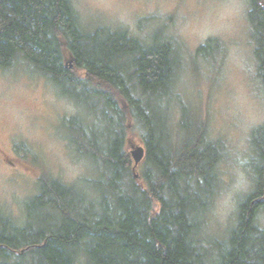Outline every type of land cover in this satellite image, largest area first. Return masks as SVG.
Masks as SVG:
<instances>
[{
	"label": "trees",
	"instance_id": "trees-1",
	"mask_svg": "<svg viewBox=\"0 0 264 264\" xmlns=\"http://www.w3.org/2000/svg\"><path fill=\"white\" fill-rule=\"evenodd\" d=\"M248 2L264 85V0ZM150 37L144 43L121 28L85 30L72 0H0V67L29 63L104 130L94 124L73 143L103 168L90 182L94 197L40 180L27 206L39 215L20 226L0 211V264H264V230L257 225L264 212V143L255 140L264 124L252 132L261 166L238 205L229 246L203 252L199 218L218 187L222 145L206 138L203 123L188 126L185 114L172 129L166 109L177 49L159 33ZM214 43L208 39L197 53ZM135 132L145 150L137 177L126 148ZM87 138L91 145L82 143Z\"/></svg>",
	"mask_w": 264,
	"mask_h": 264
},
{
	"label": "rangeland",
	"instance_id": "rangeland-1",
	"mask_svg": "<svg viewBox=\"0 0 264 264\" xmlns=\"http://www.w3.org/2000/svg\"><path fill=\"white\" fill-rule=\"evenodd\" d=\"M72 3L85 30L121 28L144 43L159 33L177 49L179 69L166 114L172 129L180 114H185L188 126L193 125L191 120L203 123L206 138L222 145L218 187L207 212L199 218L203 226L197 232L203 252H220L222 245L229 246L238 205L252 190V177L261 166L260 160L255 162L261 149L253 146L252 132L264 124V85L257 73L248 0ZM210 38L216 43L198 54L197 48ZM64 57L71 67L69 52ZM71 118L81 124H73ZM94 122L92 114L60 95L29 63L0 67V211L20 226L39 215L29 213L27 206L40 193L42 179L94 197L90 182L100 178L103 168L79 155L73 144L81 130L94 124L104 131L101 121ZM132 134L131 142L127 141L129 154L130 145L141 137L138 132ZM88 139L91 145L90 138L82 143L88 145ZM255 140L262 146L264 133ZM138 169L142 172V166L136 173ZM48 214L42 210L43 217ZM257 221L264 230V212Z\"/></svg>",
	"mask_w": 264,
	"mask_h": 264
},
{
	"label": "water",
	"instance_id": "water-1",
	"mask_svg": "<svg viewBox=\"0 0 264 264\" xmlns=\"http://www.w3.org/2000/svg\"><path fill=\"white\" fill-rule=\"evenodd\" d=\"M131 142V140H128V143ZM140 141L135 143V144H131L130 147L132 148L131 149V157L134 161V166H133V172L135 174V176L137 177V168L138 166L141 164V162L143 161L144 159V155H145V150H144V147L141 145ZM127 149L129 148V146L127 145L126 147Z\"/></svg>",
	"mask_w": 264,
	"mask_h": 264
}]
</instances>
